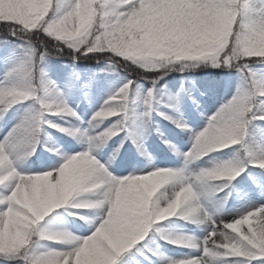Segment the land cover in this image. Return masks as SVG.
Segmentation results:
<instances>
[{"label":"snow or ice","instance_id":"1","mask_svg":"<svg viewBox=\"0 0 264 264\" xmlns=\"http://www.w3.org/2000/svg\"><path fill=\"white\" fill-rule=\"evenodd\" d=\"M0 24L13 36L42 34L54 43L50 53L43 41L40 49L26 41L28 60L0 81V118L18 103L32 101L27 114L0 139V185L14 181L7 194H0V260L121 264L133 250L143 255L137 246L158 222L173 217L198 225L210 223L211 229L203 238H171L156 228L166 243L199 252L182 258L154 253L161 264H250L264 259V204L217 223L201 203L223 192L247 166L264 170V144L246 140L251 122L264 121V110L259 114L254 110L264 104V74L252 67L253 62L264 64V2L257 6L252 0H0ZM61 45L72 50L74 61L76 53L107 54L110 68L127 62L146 72L166 74L171 66L178 64L176 70L183 71L200 61L234 68L242 85L194 134L184 159L186 164L195 162L236 145L245 158L217 163L191 175L184 168H157L123 177L110 174L92 153L125 130L129 106L138 99L132 92L134 82L128 81L90 118L94 125L105 118L117 119L107 129L87 135L85 150L65 157L58 169L18 173L11 157L34 151L42 125L76 135L45 119L48 115L77 117V113L45 73L41 70L37 75L36 71L47 55L63 51ZM159 78L154 77L152 83ZM153 99L149 88L142 99V118L153 111ZM65 205L100 210L97 218L88 221L92 225L88 235L41 227L54 209ZM52 243L62 247H49Z\"/></svg>","mask_w":264,"mask_h":264},{"label":"rangeland","instance_id":"2","mask_svg":"<svg viewBox=\"0 0 264 264\" xmlns=\"http://www.w3.org/2000/svg\"><path fill=\"white\" fill-rule=\"evenodd\" d=\"M264 0H252V3L259 6ZM28 47L0 48V81L5 79V74L12 68L28 60ZM201 62V61H200ZM41 68L45 73V78L55 84L56 89L62 94L67 104L77 113V117L52 116L45 117L52 124L75 132L76 135H69L59 131L56 127L47 124L42 125L41 132L55 133L54 142L46 148L48 151L31 152L30 155H13L11 157L12 166L20 174H37L45 171L58 169L64 162V158L86 149V136L93 135L101 129L111 126L116 117L105 118L95 125L90 122V118L98 110L108 97L117 92L128 78H118L113 82H100L97 90L94 91L92 82L85 71H77L69 67L56 70L54 67H47L42 64ZM254 68V67H253ZM258 73L264 74V66L254 68ZM106 78V77H105ZM242 85L239 75H229L221 77L219 80L202 78L194 81L188 89H183L180 83L168 85L164 88L162 96L164 101L159 104L153 99V111L148 118H142L140 114L144 111L142 99L149 88L139 85L132 88L135 93L136 103L130 104L125 121V130L111 137L93 151L94 158L104 164L110 174L123 177L129 174L146 173L157 168H184L186 175H191L194 171L214 166L237 158L243 159L239 155L240 145L230 146L218 152V158L198 162L185 163L184 154L189 151L192 141L179 142L177 132L183 128L177 124L186 125L190 132L197 133L202 130L210 116H212L223 104H225ZM32 101L18 103L10 108L2 118H0V139L8 132L13 125L21 120L30 110ZM264 110V104H260L257 114ZM162 113L163 115H158ZM167 117V118H165ZM10 118V119H9ZM9 120V121H8ZM175 123H174V122ZM80 133H84L81 136ZM117 138L116 146L112 147L113 139ZM247 142L252 145L264 144V121L255 120L254 125L247 136ZM134 140L136 143H134ZM160 140L172 145L171 155L168 157H156L155 152L159 151ZM140 145V148L137 147ZM142 149V150H141ZM259 184L258 190L251 187L244 188V184ZM14 181L5 182L0 185V194H7ZM264 175L257 170H245L240 177L231 185L233 195L228 204L223 207L224 197L212 195L203 198L201 203L208 209L216 220H231L238 217L245 211L264 204ZM94 198V197H90ZM193 229L175 228L166 233V236L174 238L175 234L190 235L195 238H203L211 229L210 223L198 225L190 223ZM92 231V225L86 228L84 233L71 231L77 236H86ZM164 240V239H163ZM165 241V240H164ZM154 253H164L158 246L150 255H143L136 258L133 264H161L160 259H156ZM167 256V254H165ZM197 256L198 251L185 247V254L182 256ZM178 257V258H182ZM250 264H264V259H256Z\"/></svg>","mask_w":264,"mask_h":264},{"label":"trees","instance_id":"3","mask_svg":"<svg viewBox=\"0 0 264 264\" xmlns=\"http://www.w3.org/2000/svg\"><path fill=\"white\" fill-rule=\"evenodd\" d=\"M4 40L17 42V43L19 41L23 43H26V41H30L32 46L36 49L41 48V41H43V47L47 48L50 53L54 52L53 41L43 36L42 34L41 35L32 34L28 37H24L22 33H19L16 36H13L10 34L8 27H6L3 24H0V43ZM61 47L63 48L62 52L58 54L47 55L42 61L46 62L49 65H56L57 67H61V65L63 64L74 63L80 67L88 68L90 75H92L94 79L100 73V71L104 69L103 66L109 63L105 58L107 54L101 55L98 53H93L91 55H80L79 53H76L77 58L74 61L72 50L67 47H63V45H61ZM253 65H261V64L253 62L252 66ZM178 68H179L178 64L171 66L170 70H168L166 74H162L160 71L146 72L140 69L136 65H132L127 62H121L119 65L115 67H111L109 69L116 76H127L128 78H130L131 81L134 82L133 84L141 83L147 86H152L154 87V89H156L157 93L161 92L160 89L162 87V83L166 81L179 79L182 80L184 84H187L188 82H191L194 79L202 77L203 75H207L210 78H219L220 75L237 73V71L234 68L212 67L210 61L197 62L196 67L186 68L183 71L176 70ZM36 71H37V66H36ZM154 77H162V78L155 80V83L153 84L152 79ZM183 135L184 137L188 136L187 133H183ZM44 138H48V136H44ZM164 147L165 149H167L166 146ZM79 210L83 211L84 213L90 214L94 209H89L88 211H85L84 208L74 209L65 205L60 209H54L52 213H50L41 223V227L45 228L48 231L54 232L60 230L59 228L56 227L59 223H61V225H67L72 228L82 229L87 224V220L86 221L81 220L82 219L81 216H78L75 219L73 215H69V212H75ZM174 221H179L183 225L189 227V225L185 221L175 217L169 218L163 222H158L157 225L154 227V229L150 232V234L145 238V240L142 241L137 246L139 250L148 251L150 247L151 248L154 247L156 243H155V238H153L152 236L172 228ZM156 228H159L160 232H157ZM43 243H48V242H43ZM162 245L164 246L165 244ZM48 246L52 248L62 247L61 244H55V243L49 244ZM165 250L167 252H171L172 255L182 253V249L180 250L179 247H175L172 244L165 245ZM135 255L137 254L135 253V250H133L132 253L122 258L121 264L130 263ZM18 262L19 261L5 262L3 260H0V264H16Z\"/></svg>","mask_w":264,"mask_h":264}]
</instances>
